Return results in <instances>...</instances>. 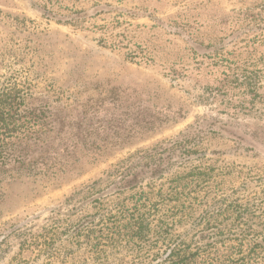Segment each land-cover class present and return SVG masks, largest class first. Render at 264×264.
<instances>
[{"label": "rangeland", "instance_id": "374dc122", "mask_svg": "<svg viewBox=\"0 0 264 264\" xmlns=\"http://www.w3.org/2000/svg\"><path fill=\"white\" fill-rule=\"evenodd\" d=\"M241 12L264 20V0H0V90L39 117L24 162L0 168V264H130L89 239L128 163L162 161L163 182L229 172L221 202L264 201V39L239 54L260 31L237 30ZM221 48L237 65L205 57ZM195 233L189 222L173 238L193 246Z\"/></svg>", "mask_w": 264, "mask_h": 264}, {"label": "trees", "instance_id": "16d2710c", "mask_svg": "<svg viewBox=\"0 0 264 264\" xmlns=\"http://www.w3.org/2000/svg\"><path fill=\"white\" fill-rule=\"evenodd\" d=\"M232 21L237 30H260L254 33V38L244 41L246 46L237 48L239 54L251 48L255 41L264 39L261 17L241 12ZM222 50L205 57L237 65L230 57L236 51L229 54ZM252 51L255 55L256 50ZM253 63V69L262 64L256 59ZM24 106L25 97L21 92L0 90V168L24 162L25 157L17 154L18 146L29 141L39 121ZM179 147L176 143L170 151ZM199 148L200 145H194L187 151L189 156L196 155ZM161 165L162 161L146 167L133 163L124 168L119 166L121 181L115 185L117 191L95 201L101 212L107 211L98 219L97 235L89 237L100 259L107 260L109 255L123 250L131 259L130 264H264V240L252 225L256 216L253 208L261 212L258 218L264 225V201L253 196L245 198L247 203L240 199L221 202L226 192L232 193L231 196L235 193V180L229 172L196 167L163 182L165 174L157 175L163 173ZM146 179L149 183H145ZM212 196L216 201L214 206L196 215ZM189 222L196 231L193 246L173 238L175 228Z\"/></svg>", "mask_w": 264, "mask_h": 264}]
</instances>
